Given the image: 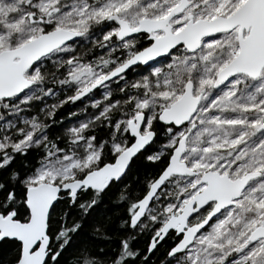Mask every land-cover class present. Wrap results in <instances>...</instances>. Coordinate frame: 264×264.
Masks as SVG:
<instances>
[{"label":"snow or ice","instance_id":"obj_1","mask_svg":"<svg viewBox=\"0 0 264 264\" xmlns=\"http://www.w3.org/2000/svg\"><path fill=\"white\" fill-rule=\"evenodd\" d=\"M0 264H264V0H0Z\"/></svg>","mask_w":264,"mask_h":264},{"label":"trees","instance_id":"obj_2","mask_svg":"<svg viewBox=\"0 0 264 264\" xmlns=\"http://www.w3.org/2000/svg\"><path fill=\"white\" fill-rule=\"evenodd\" d=\"M72 110L71 106H65L64 108H62L58 113H57V119L59 118V116L61 115H65L67 114L68 111ZM56 129H54L55 131ZM151 166L146 165V164H139L137 169H134V172L132 173V176L135 177L137 174H139L142 178L144 171L146 169H149ZM115 193L110 194L111 198H114Z\"/></svg>","mask_w":264,"mask_h":264}]
</instances>
